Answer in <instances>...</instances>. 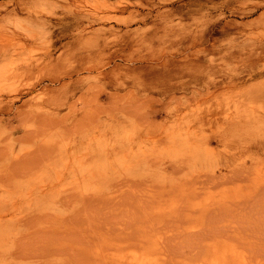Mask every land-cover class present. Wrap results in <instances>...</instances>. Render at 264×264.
Instances as JSON below:
<instances>
[{
    "label": "rangeland",
    "instance_id": "rangeland-1",
    "mask_svg": "<svg viewBox=\"0 0 264 264\" xmlns=\"http://www.w3.org/2000/svg\"><path fill=\"white\" fill-rule=\"evenodd\" d=\"M0 264H264V0H0Z\"/></svg>",
    "mask_w": 264,
    "mask_h": 264
}]
</instances>
